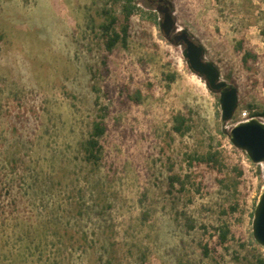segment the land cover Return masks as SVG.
<instances>
[{"label":"rangeland","instance_id":"rangeland-1","mask_svg":"<svg viewBox=\"0 0 264 264\" xmlns=\"http://www.w3.org/2000/svg\"><path fill=\"white\" fill-rule=\"evenodd\" d=\"M136 1L142 11L131 18L126 44L109 53L99 24L106 8L120 15L119 3L0 0V264L264 257L253 235L264 163L224 133L219 95L189 69L184 47L166 39L157 5ZM170 1L178 30L239 89L228 132L245 111L264 122V0ZM240 41L259 56L253 73L243 67ZM136 91L139 102L128 97ZM178 113L190 127L183 135L174 130ZM100 119L108 130L94 169L80 144ZM210 152L218 153L214 168L201 161ZM175 174L184 187L171 188Z\"/></svg>","mask_w":264,"mask_h":264},{"label":"water","instance_id":"water-1","mask_svg":"<svg viewBox=\"0 0 264 264\" xmlns=\"http://www.w3.org/2000/svg\"><path fill=\"white\" fill-rule=\"evenodd\" d=\"M173 9L172 2L163 10L157 8L158 13L163 16L159 23L161 31L169 42L184 47L183 56L189 69L205 80L212 93L219 95L223 131L229 135L233 145L245 151L253 163H264V122L251 118L238 123L228 132L227 124L234 119L239 108V89L222 79L219 67L206 60V49L202 44L196 43L187 30H178ZM253 235L257 243L264 247V189L254 212Z\"/></svg>","mask_w":264,"mask_h":264},{"label":"trees","instance_id":"trees-1","mask_svg":"<svg viewBox=\"0 0 264 264\" xmlns=\"http://www.w3.org/2000/svg\"><path fill=\"white\" fill-rule=\"evenodd\" d=\"M115 4H121L120 15H113L111 9H104V21L99 24L100 36L103 40L106 50L109 53H112L114 48L118 44H126L127 39L129 38V29H130V21L131 18L142 9L139 7L136 0H112ZM151 18L154 15H150ZM122 19V20H121ZM122 21L121 28L118 30L116 25L118 22ZM156 22V20H155ZM237 50L242 53V64L243 67L248 72H254L255 65L258 62L259 56L254 53L253 50L245 49L244 42L240 41L237 46ZM108 55L104 56L103 65L105 67L104 72L108 73V63H107ZM92 77H96V72L92 73ZM169 80L173 82L175 80V75H170ZM254 84H257L255 80ZM124 89V88H123ZM92 90L95 93H99L100 89L97 84L92 85ZM127 90V89H126ZM128 97L130 100L139 102L141 100L140 91H136L135 93H128ZM249 110L253 109V106H247ZM264 115V113H262ZM257 115H252L249 118H253ZM236 119V116L234 117ZM187 117L183 113H178L174 116V130L179 134H185L189 131V126L187 125ZM243 121V120H242ZM241 121V122H242ZM108 130V126L103 119L94 120L92 123L91 131L89 133V137L87 140L81 142V150L84 154L85 161L88 162L94 169H97L100 165V161L103 158V150L104 146L101 143V139L105 135ZM201 161L210 166L211 168L216 167L218 162V153H209L206 157H202ZM3 178H0V198L3 196V191L6 190L4 186H2ZM179 183L182 187H184V181L180 175L175 174L170 178V186L171 188H175V184ZM16 204V199L13 198V202L10 206V212L13 211V207ZM14 205V206H13ZM227 231L223 232L222 238H226ZM205 254H208V248H205ZM256 264H264V257H258Z\"/></svg>","mask_w":264,"mask_h":264},{"label":"flooded vegetation","instance_id":"flooded-vegetation-1","mask_svg":"<svg viewBox=\"0 0 264 264\" xmlns=\"http://www.w3.org/2000/svg\"><path fill=\"white\" fill-rule=\"evenodd\" d=\"M149 2H151L152 4H156L157 8L160 9H165L166 7H168L170 5V0H148ZM174 11V9H173ZM174 36V34L172 35V37Z\"/></svg>","mask_w":264,"mask_h":264},{"label":"built area","instance_id":"built-area-1","mask_svg":"<svg viewBox=\"0 0 264 264\" xmlns=\"http://www.w3.org/2000/svg\"><path fill=\"white\" fill-rule=\"evenodd\" d=\"M250 117V113L249 112H243L242 113V116H241V118H242V120L243 121H248V120H250L251 118H249Z\"/></svg>","mask_w":264,"mask_h":264},{"label":"clouds","instance_id":"clouds-1","mask_svg":"<svg viewBox=\"0 0 264 264\" xmlns=\"http://www.w3.org/2000/svg\"><path fill=\"white\" fill-rule=\"evenodd\" d=\"M243 122V121H242Z\"/></svg>","mask_w":264,"mask_h":264}]
</instances>
